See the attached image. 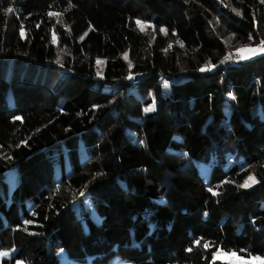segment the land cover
I'll list each match as a JSON object with an SVG mask.
<instances>
[{
	"label": "trees",
	"instance_id": "trees-1",
	"mask_svg": "<svg viewBox=\"0 0 264 264\" xmlns=\"http://www.w3.org/2000/svg\"><path fill=\"white\" fill-rule=\"evenodd\" d=\"M227 33L264 41V0H0L2 264H264V54Z\"/></svg>",
	"mask_w": 264,
	"mask_h": 264
},
{
	"label": "rangeland",
	"instance_id": "rangeland-1",
	"mask_svg": "<svg viewBox=\"0 0 264 264\" xmlns=\"http://www.w3.org/2000/svg\"><path fill=\"white\" fill-rule=\"evenodd\" d=\"M139 27L141 29V32L139 33V41L141 43H146L147 42V37H150V40L154 37L155 33H157V31H155L152 27V25L148 22H142L141 24H139ZM87 26L86 25H81L80 27H78L75 30V34L76 36L82 34L85 30H86ZM147 36V37H145ZM225 41L227 42L228 45V53H229V57L231 60H244L241 59L240 56H246L247 58L245 59H249V58H253L257 55H261L264 54V51H259L257 50L255 52V54L245 50L243 52H238V49L244 48V49H260L261 47H264L261 45V43H254L252 44L250 42V40H247L243 43H240L239 41L235 40L233 35L230 33H227L226 35H224ZM66 51L71 52L73 55L78 53V50H74L70 47H66L65 49ZM66 51H62V54ZM125 57V54H124ZM97 61H100V63H98ZM102 68H103V58L98 57L96 59V63H95V70H96V74L97 73H102ZM173 69L176 70L177 67L176 65L173 66ZM164 86L166 87V84L164 83ZM163 91H165L163 89ZM151 105L148 106V108ZM203 169V172H205V168L206 165H202L201 166ZM251 175H248L245 182L247 181L249 183V185L253 184L255 182V179H253L252 181H249L248 178ZM5 182L7 184V189L8 192L10 193L12 191V189L14 188V186L16 185V177L15 174L12 173L11 171L8 172V175L5 176ZM244 182V183H245ZM83 204L85 205H89V198L88 197H83L82 198ZM76 208H78V204L75 205ZM0 251H7L9 254L7 256H0V264H2V260L5 258H9L11 255H13V253L15 252V248H10V249H2ZM57 257H58V261L59 264H84V262L81 261H77V260H71V261H67L66 258V253L64 251V249H60L57 253ZM214 257L216 259L222 260V261H226L229 262L230 264H261L263 258L259 255H250L248 257H243L240 256L238 254H236L234 251H218L215 253ZM17 261H20L21 264H25L23 260L21 259H15L13 264H17ZM106 264H126V261L123 260L122 258L118 257V256H114L112 257Z\"/></svg>",
	"mask_w": 264,
	"mask_h": 264
},
{
	"label": "snow or ice",
	"instance_id": "snow-or-ice-1",
	"mask_svg": "<svg viewBox=\"0 0 264 264\" xmlns=\"http://www.w3.org/2000/svg\"><path fill=\"white\" fill-rule=\"evenodd\" d=\"M70 6H71V4H70ZM5 11H6V12H12L13 9H12V8H8V9H6ZM50 15H53V13H50ZM56 15H58V14H56ZM136 23L139 25V24H141L142 22L138 20ZM160 31H161V32H164L165 29H164V28H161ZM21 35L23 36V32H21ZM261 45L264 46V41H261ZM245 50H247V51H249V52L255 54V52H256L257 50H259V51H264V47H261L260 49H251V48L244 49V48H241V49H238L237 51H238V52H243V51H245ZM229 58H230L229 56H226V57H225V60H227V59H229ZM240 58H241V59H245V58H247V57L242 55V56H240ZM97 62L100 63V61H97ZM57 63H59V60L57 61ZM204 70H205L204 68L201 69V71H204ZM97 75H100V73H97ZM152 110H154V105H153V106H150L149 108H146V109H145V111H152ZM15 119L19 120L20 117H16ZM253 179H254V178L251 177V176L248 178L249 181H252ZM249 186H250V185H249V183H248L247 181H246L244 184L240 185V187H243V188H246V187H249ZM208 190H209L210 192H213V189H211V188H209ZM213 195H216V193L213 192ZM25 223H30V221H25ZM194 243H195V244H199V243H201V242H200L199 240H197V241H194ZM204 246L207 247V246H208L207 243H205ZM189 250H191V249H189ZM8 254H9V253H8L7 251H0V256H7ZM214 255H215V254H214ZM17 264H21V262H20V261H17Z\"/></svg>",
	"mask_w": 264,
	"mask_h": 264
}]
</instances>
